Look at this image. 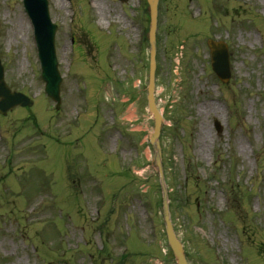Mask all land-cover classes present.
I'll return each instance as SVG.
<instances>
[{
	"label": "rangeland",
	"instance_id": "374dc122",
	"mask_svg": "<svg viewBox=\"0 0 264 264\" xmlns=\"http://www.w3.org/2000/svg\"><path fill=\"white\" fill-rule=\"evenodd\" d=\"M48 1L59 111L22 0H0L5 82L33 101L0 116V264H175L150 166L145 0ZM208 39L229 47L226 84ZM156 63L171 216L189 264H264V0H160Z\"/></svg>",
	"mask_w": 264,
	"mask_h": 264
},
{
	"label": "water",
	"instance_id": "95a60500",
	"mask_svg": "<svg viewBox=\"0 0 264 264\" xmlns=\"http://www.w3.org/2000/svg\"><path fill=\"white\" fill-rule=\"evenodd\" d=\"M122 2L126 0H120ZM149 8V31L148 41L150 45V74L149 85L147 88L148 110L153 116L154 127L149 137V143L153 148L152 166L158 173L162 190L163 217L168 242L173 250L177 264H187L183 247L176 238L173 231L170 215L168 211V195L164 183L163 169L161 164V148L159 136L162 125V117L156 109L154 103V72H155V53H156V18L158 0H147ZM24 6L29 18L34 26L35 40L38 48L39 58L42 63V79L46 84V94L60 104L59 86L60 77L57 73V63L54 54L53 40L55 27L51 24L47 0H24ZM211 55V67L222 82H227L230 78L228 49L223 42L208 41ZM32 102L18 92H11L4 82L3 67L0 62V114L5 115L13 107L20 105L30 107ZM217 130L219 128L217 127Z\"/></svg>",
	"mask_w": 264,
	"mask_h": 264
},
{
	"label": "bare ground",
	"instance_id": "6f19581e",
	"mask_svg": "<svg viewBox=\"0 0 264 264\" xmlns=\"http://www.w3.org/2000/svg\"><path fill=\"white\" fill-rule=\"evenodd\" d=\"M61 4V0H56V5L59 6ZM102 10V9H101ZM202 133H206V131H202ZM203 142H205V138L203 137Z\"/></svg>",
	"mask_w": 264,
	"mask_h": 264
}]
</instances>
